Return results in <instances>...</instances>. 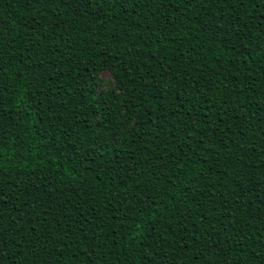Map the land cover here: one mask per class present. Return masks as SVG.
Instances as JSON below:
<instances>
[{
  "label": "trees",
  "instance_id": "trees-1",
  "mask_svg": "<svg viewBox=\"0 0 264 264\" xmlns=\"http://www.w3.org/2000/svg\"><path fill=\"white\" fill-rule=\"evenodd\" d=\"M0 264H264V0H0Z\"/></svg>",
  "mask_w": 264,
  "mask_h": 264
},
{
  "label": "rangeland",
  "instance_id": "rangeland-1",
  "mask_svg": "<svg viewBox=\"0 0 264 264\" xmlns=\"http://www.w3.org/2000/svg\"><path fill=\"white\" fill-rule=\"evenodd\" d=\"M100 85V87L104 89L111 87V76L107 72L102 73L100 77Z\"/></svg>",
  "mask_w": 264,
  "mask_h": 264
}]
</instances>
